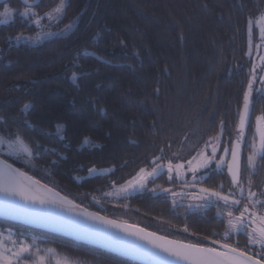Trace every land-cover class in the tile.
Segmentation results:
<instances>
[{"label":"trees","instance_id":"16d2710c","mask_svg":"<svg viewBox=\"0 0 264 264\" xmlns=\"http://www.w3.org/2000/svg\"><path fill=\"white\" fill-rule=\"evenodd\" d=\"M65 3L58 26L78 20L67 35L35 45L17 43V36H34L41 28L29 26L18 15L9 25H0V116L21 126L30 121L31 135L55 149L42 151L30 161L10 157L8 162L101 215L212 245V239H219L225 229L221 216L213 208L202 212L174 205L168 192L178 183L168 182L165 174L154 183L169 191L159 195L146 191L114 201L105 197L114 186L151 168L157 157L164 160L176 154L188 159L217 136L231 151L251 82L252 115L240 137L246 181L256 120L264 116V92L259 88L264 41L255 28L251 54L249 30L250 21L260 17L264 28V0ZM4 4L24 11L19 0L0 4V10ZM59 4L60 0H41L32 9L43 17ZM41 24L45 27L46 20ZM85 46L96 57L76 61ZM73 72L77 73L75 81ZM25 103L31 105L27 114L21 111ZM57 124L62 126L59 135L63 139L56 134ZM260 164L262 176L264 159L260 158ZM93 168L109 171L91 175ZM226 179L228 174L219 172L202 184L214 187ZM0 227L35 236L73 262L138 264L3 218ZM185 227L187 232L176 231ZM228 242L249 254L258 250L249 245L245 234H234Z\"/></svg>","mask_w":264,"mask_h":264},{"label":"snow or ice","instance_id":"6c2138e0","mask_svg":"<svg viewBox=\"0 0 264 264\" xmlns=\"http://www.w3.org/2000/svg\"><path fill=\"white\" fill-rule=\"evenodd\" d=\"M22 4L24 7L23 12H18L7 4H4L3 11L0 12V25H9L14 22L18 15L29 26L35 24L37 28H40L42 26L41 18L37 13L32 11L33 7H38L39 5H32L29 3V0H22ZM66 8L67 4L65 0H60V4L54 10V12L60 13V15L55 16L53 13H46L48 21L51 22L55 19L59 22ZM71 28L72 24L69 23L64 30H70ZM256 31L259 33L260 39L264 41V28H258ZM48 35L52 34L48 33ZM21 38L22 35L16 37L17 40ZM36 39L39 40L40 37L37 36ZM92 57H96L95 51L85 46L77 53L75 60L80 61ZM76 78L77 73L73 72L72 79L75 81ZM262 82H264V78H262ZM248 87L249 93L245 95L244 99V114L240 117V130L236 144L231 148V162L227 165L235 191L230 190L228 194H222L221 191H211L207 188H201L200 191L204 195L198 197L199 199L208 201V203H211V198H215L217 202H223V207L218 215L221 216L222 222L225 223V229L223 234L219 236V239H212L211 241L212 245H218V247L165 240L164 237L155 236L153 233H145L143 229H135L131 225H118L115 221L97 218L92 216V214L86 215H89L93 219H100L103 223L112 225L113 227L122 228L129 236L145 240L152 248L159 249L161 252L167 253L168 256L175 257L177 262L182 261L183 264H264V215L259 214L264 212V193L258 195L256 192L251 191V187H249L248 195L245 197V189L241 184L239 168L240 137L244 133L245 120L248 113V98L252 90L251 82ZM30 108L31 105L25 103L21 111L27 114ZM257 123L264 124V116L258 117ZM61 128V125H56V134L60 139H63V136L59 135ZM32 130L30 121L25 120L23 126H21L15 121L9 122L7 117L0 116V202L4 205L3 211L5 213L31 215L38 219H46L45 212L49 210V206H78L73 205L71 201L66 200L64 197H60L52 189L40 185L39 181L33 180L25 172L8 163V158L10 157L16 160L30 161L35 156L40 155L42 151H55L54 148L49 149L47 146L41 144L34 135H31ZM258 131L259 147L257 148L255 144L252 145V153L247 158L249 167H254L257 156L264 159V130L258 129ZM51 134L48 133V135ZM84 142L88 143L89 141L85 138ZM224 152L227 155L229 149L225 148ZM162 159V157H157L152 161L151 171L141 169L138 179L134 182L139 183L140 187H143V181H146L148 177L161 174L165 165L158 163V161H162ZM193 159L196 158L194 157ZM213 159H215V148L212 155L203 159L196 167L192 166V160L188 161V170L193 173V180L196 179V172L201 167H209ZM222 165L223 159L217 163V167L219 168ZM166 167L169 180H172L173 171H177V175L179 176V170L183 169L184 165L173 164L169 160ZM95 171L96 169L94 168L89 169L90 173ZM134 182L130 181L129 186H132ZM249 185H251V180H249ZM220 187L223 188V185ZM162 190L169 191V189ZM120 191H127V188L121 186ZM237 192L239 196L236 195ZM173 195H176V193H173ZM173 203L175 204V201ZM236 213H239V215H236ZM184 231L187 232L188 229L185 227ZM234 234L237 236L245 234L249 245H259L260 250L253 255L249 254L247 249L241 250L238 245L229 243L228 241ZM33 244L22 242L19 239L5 240L3 232H0V264H28L30 261L32 264H44V257L39 256L40 250L38 248L33 251ZM132 250L138 254L156 255V253L150 252L141 245H132ZM162 264H172V262L163 261Z\"/></svg>","mask_w":264,"mask_h":264},{"label":"rangeland","instance_id":"374dc122","mask_svg":"<svg viewBox=\"0 0 264 264\" xmlns=\"http://www.w3.org/2000/svg\"><path fill=\"white\" fill-rule=\"evenodd\" d=\"M58 7V6H57ZM56 7V8H57ZM11 8V7H10ZM55 8V9H56ZM53 9L50 13H53L55 16H59L60 13H56L54 12ZM3 9L0 10V12H2ZM32 11H34L32 9ZM35 12V11H34ZM64 14V13H63ZM63 17V16H62ZM41 21H43L44 19L47 20L45 27H43L41 29V31L34 36H30V35H23L22 38L20 40L16 39L17 43H28V44H39L42 41L55 37V36H61V35H67L70 32H72L75 27L78 24V20L72 21L70 22L72 24V28L70 30H64L66 28V26L69 24H66L64 26H58V21L53 19L51 22L48 21L46 15L45 18L43 19V17H40ZM261 19L262 17H260V19L258 18V20H251L250 24H251V30H249L250 33V53H253V46H254V29L255 28H262V23H261ZM54 26V28H53ZM257 26V27H256ZM48 33H51L52 35H48ZM39 36L40 39L37 40L36 37ZM258 37H259V33H258ZM262 57H264V48L262 51V54L259 57V67L262 69V75L260 78V90L262 92H264V82H262V78H264V59H262ZM259 130H264V124H258L257 120H256V126H255V134H254V138L252 139V145L255 144L256 147H259ZM222 138V136H217L213 139H211L208 143L205 144L204 147H202L195 155L191 156L188 159H183L178 157L176 154L172 155L171 157H165L164 160L158 162V163H163L165 165L163 172L161 174H158L156 176H152V177H148L146 181H143L144 186L140 187L139 183H135L134 181H136L138 179V174L140 173V171L133 176L132 178L128 179L127 181L114 186L113 189H111V191L109 192L110 194H107L108 196L105 197V200H115V199H119V198H126L128 196H132L135 195L137 193H141V192H146V191H154V193L158 192V191H163L162 187L163 184L160 183H154L156 181V179L161 176L162 174H165L166 180L168 182H176L179 185V188L175 189V190H171L168 193L170 194V198L172 199V203L173 201H175L176 206L178 205H185L188 207L189 211H195V210H199L202 209L203 207H208V202H204L206 200L204 199H199L197 197H200L202 194L200 191H195L193 188V183L196 182V180L198 178H201L200 174H207L210 170H223L224 167L227 165V158H228V154L225 155L224 149L227 148L229 149V147L227 146V143L225 142ZM223 145H226L225 147ZM215 148V159L212 160L211 164L209 165V167L207 168H203L201 167L199 169V171L196 172V179L193 180V173L191 171L188 170V161L192 160L193 167H196L197 165H199L203 159H205L206 157H210L213 153V149ZM253 150V149H252ZM252 153V151H251ZM250 153V154H251ZM196 159H193V158ZM223 159V165L221 167H217V163ZM171 160L173 162V164H183L184 168L179 170V176L177 175V171H173L172 176L173 179L169 180V174L167 171V162ZM260 165V157L257 156L254 162V167H250V169L253 171L256 170V166ZM96 169L95 172H91V175L93 174H105L107 173L109 170L108 169H98V168H94ZM146 171H151V168H144ZM24 172V171H23ZM133 181V185L129 186V182ZM182 183H186L182 186ZM121 186H124L125 188H127V191H120ZM161 189V190H160ZM245 190L247 191V187L245 188ZM156 191V192H155ZM173 193H176V195H173ZM259 195V192H256ZM106 195V194H105ZM211 203L212 204H216L218 203L216 201L215 198H211ZM191 205V207H189ZM261 215H264L263 213H259ZM239 215V214H238ZM177 232L179 231H184V230H176ZM0 232H3L4 234V239L5 240H16L19 239L22 242L28 243V244H33V251L38 248L40 250L39 252V256H43L44 257V264H83L80 262H73L71 260H69L66 257L61 256L54 248L51 247H47L44 244H42V242L39 241V238L35 237V236H29L25 233H20L17 232L16 230L13 229H9V228H2L0 227ZM10 246V245H9ZM254 247L258 248V250L256 252H258L260 250V246L259 245H254ZM51 250V251H49ZM28 264H32V262H28Z\"/></svg>","mask_w":264,"mask_h":264},{"label":"water","instance_id":"95a60500","mask_svg":"<svg viewBox=\"0 0 264 264\" xmlns=\"http://www.w3.org/2000/svg\"><path fill=\"white\" fill-rule=\"evenodd\" d=\"M8 0H0V4L5 3ZM22 2V0H20ZM41 0L30 1L32 5H38ZM244 114V108L242 115ZM252 115V106L248 101V113L245 120L244 130L248 127ZM240 128V126H239ZM242 161V149L239 147V168ZM9 163V162H8ZM13 167H15L13 165ZM17 168V167H15ZM22 171V170H21ZM26 173V172H25ZM28 174V173H27ZM30 175V174H28ZM32 176V175H30ZM33 177V176H32ZM36 179L35 177H33ZM39 181L38 179H36ZM40 184L54 189L41 181ZM69 201H72L76 205L82 207L83 211L74 210L71 208L63 206H49V210L45 212L46 219H38L31 215H15L10 213H5L3 208H0V218L16 222L28 227L35 229L44 230L53 234H58L99 249L105 250L107 252L116 254L118 256L124 257L138 264H162L163 261H171L172 264H183V262H177L175 257L168 256L167 253L161 252L159 249L152 248L145 240H140L135 236H129L126 231L122 228L113 227L112 225L103 223L100 219H93L89 215L97 218H104V220L115 221L118 225H131L135 229H143L145 233H153L155 236L164 237L165 240L179 241L183 243H191L174 237L166 236L164 234L158 233L156 231L131 224L129 222L115 219L112 217L101 215L94 212L69 197L65 196L58 190L54 189ZM163 191L156 192L155 195H159ZM39 207V205H37ZM132 245H141L147 248L150 252L156 253V255L138 254L132 250ZM200 246H212V245H200ZM218 247V245H215Z\"/></svg>","mask_w":264,"mask_h":264},{"label":"flooded vegetation","instance_id":"af4514ba","mask_svg":"<svg viewBox=\"0 0 264 264\" xmlns=\"http://www.w3.org/2000/svg\"><path fill=\"white\" fill-rule=\"evenodd\" d=\"M30 1H35V0H30ZM63 16H64V14H63ZM43 17H45V16H43ZM44 20H46V19H44ZM46 22H47V20H46ZM40 28L42 29L43 26H41ZM41 29L39 30V32L41 31ZM223 146L225 147L226 145H223ZM227 159H228L227 160V165H228V163H230L231 162V159H232L230 147H229V153H228V158ZM227 165L224 167L223 170H220V169H218V170H210L207 174H200L201 178H198L196 180V182L193 183L194 184L193 185L194 190L195 191H200L201 188H207V189H210L211 191H221L222 194H228L230 190L235 191V187L232 185V178H231V175L228 172ZM260 165H257L256 166V170L253 171V172L250 169V167L248 166V168H249V171L248 172L249 173H248V177H247L246 181H244L243 178H242V166H240L241 184L244 187V189L247 187V191L245 190V193H244L245 197L248 195V189H249V187H251V191H253V192H259V194L260 193H264V173H263L262 176H260V174H259ZM219 172H224V173L228 174V179H226L225 182H220L218 184H215L214 187H208V186H205V185L202 184V182L205 179H207L210 175L212 176L213 174H216V173H219ZM249 180H251V185H249ZM184 184H186V183H182V186ZM221 185H223V188L220 187ZM179 186H181V185L178 184V186L176 188H174L173 190L179 188ZM236 195L239 196V193L237 192ZM204 202H208V201H204ZM222 207H223V202L222 201H219L216 204L208 203V207H203L202 209L195 210V211L205 212V211L210 210V209L213 208V209H215L216 214L218 215V213L220 212V210H221ZM238 214L239 213H236V215H238ZM218 216H220V215H218Z\"/></svg>","mask_w":264,"mask_h":264},{"label":"bare ground","instance_id":"6f19581e","mask_svg":"<svg viewBox=\"0 0 264 264\" xmlns=\"http://www.w3.org/2000/svg\"><path fill=\"white\" fill-rule=\"evenodd\" d=\"M27 176H30V175H28L27 173H25ZM30 177H32V176H30ZM32 179L33 180H36V179H34L33 177H32ZM40 185H42V184H40ZM42 186H44V185H42ZM44 187H46V186H44ZM46 188H48V187H46ZM51 189V188H50ZM52 191L54 192V193H58L57 191H55L54 189H52ZM59 194V196L60 197H64L63 195H61L60 193H58ZM66 200H68L69 201V199H67L66 197H64ZM72 202V201H71ZM72 204L73 205H76L75 203H73L72 202ZM60 206H63V207H67V208H71V209H74V210H79V211H83V209H82V207H80V206H78V205H76V206H78V207H71V206H69V205H60ZM4 207V205H3V203L2 202H0V208L2 209Z\"/></svg>","mask_w":264,"mask_h":264}]
</instances>
